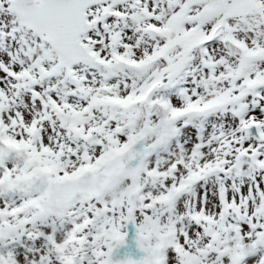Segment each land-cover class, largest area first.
I'll list each match as a JSON object with an SVG mask.
<instances>
[{"label": "snow or ice", "instance_id": "6c2138e0", "mask_svg": "<svg viewBox=\"0 0 264 264\" xmlns=\"http://www.w3.org/2000/svg\"><path fill=\"white\" fill-rule=\"evenodd\" d=\"M0 264H264V0H0Z\"/></svg>", "mask_w": 264, "mask_h": 264}]
</instances>
